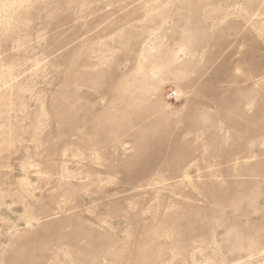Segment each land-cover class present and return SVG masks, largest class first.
I'll list each match as a JSON object with an SVG mask.
<instances>
[{
  "label": "rangeland",
  "instance_id": "rangeland-1",
  "mask_svg": "<svg viewBox=\"0 0 264 264\" xmlns=\"http://www.w3.org/2000/svg\"><path fill=\"white\" fill-rule=\"evenodd\" d=\"M0 264H264V0H0Z\"/></svg>",
  "mask_w": 264,
  "mask_h": 264
}]
</instances>
